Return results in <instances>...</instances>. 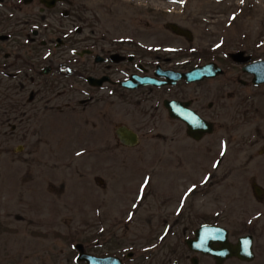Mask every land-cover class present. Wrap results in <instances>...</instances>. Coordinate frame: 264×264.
I'll return each instance as SVG.
<instances>
[{"label":"rangeland","instance_id":"rangeland-1","mask_svg":"<svg viewBox=\"0 0 264 264\" xmlns=\"http://www.w3.org/2000/svg\"><path fill=\"white\" fill-rule=\"evenodd\" d=\"M21 1L0 5V14L10 12L0 20V34L18 24L22 35L0 40V264H76L74 245L88 241L111 242L110 250L135 249V259L151 255L158 261L153 264H161L158 259L169 257L172 244L187 235L180 238L185 224L208 221L219 211H226L218 218L226 223L233 211L258 209L251 179L264 187V157L257 154L264 142L259 137L253 142L249 134L251 127L264 126L255 112L263 97L246 99L251 85L240 80L251 82L238 66L214 82L218 94L204 95L202 108L215 130L195 141L178 123L165 117L152 121L145 111L149 103L118 105L108 98L105 116L103 103L84 102V85L73 89L65 76L69 57L63 50L50 57L31 30L52 39L72 25L82 27L81 33L90 28L99 33L105 8L118 12L119 29L126 30L131 18L147 19L149 4L161 11L158 1L187 2L188 15L202 25L205 48L264 56V0H75L77 7H86L76 12L67 0L44 16L36 14L39 0L29 6ZM132 1L140 5L133 15L124 4H109ZM168 18L185 23L183 14ZM42 55L49 56L42 66L52 64L60 81L54 93L44 87L43 102H34L37 108L30 104L26 112L23 101L40 80L23 94L21 65ZM210 102L215 109H209ZM131 110V116L125 114ZM119 125L139 133L138 147L115 148ZM251 150L257 157L249 166Z\"/></svg>","mask_w":264,"mask_h":264},{"label":"flooded vegetation","instance_id":"flooded-vegetation-1","mask_svg":"<svg viewBox=\"0 0 264 264\" xmlns=\"http://www.w3.org/2000/svg\"><path fill=\"white\" fill-rule=\"evenodd\" d=\"M6 3L7 1L0 5L4 6ZM33 3L25 4L22 1L19 4L29 6ZM43 3V0H39L40 7L36 9V14L39 16L46 15L61 4L57 3L54 8L47 9ZM69 3L73 7L72 12L86 9L83 6L77 7L75 0H69ZM126 3L111 2L109 4L120 5V8L125 5L124 11L128 15H133L139 9L140 5L136 1ZM157 3H163L161 4L162 8L160 7L161 11L156 9L153 11V7L150 4L151 7L147 5V19L131 18L126 30L119 29L118 23L121 22L118 19V12L114 8H105L107 18L103 15V19L100 20L99 33L92 28L87 33H81L82 27L72 25L66 33L57 35L53 39L52 37H42L38 32H35V29H32V38L41 42L40 47L46 49L48 46L53 47L51 50L47 49L51 52L50 57H57L60 50H63L62 53H66L69 60L63 69L66 70L69 67L65 76L66 78L70 76V87L74 89L84 85L87 96L84 102L103 103L104 112L102 113L105 116L108 113L105 110L108 98L115 99L118 105L146 106L145 103H149L145 111L148 112L152 121L165 117L172 123L180 124L181 132L188 136V125L181 117L196 120L199 116L208 121V114H204L202 108L204 95L218 94V88L215 87L214 82L219 77L228 74L232 70L231 66H238L243 74L245 73L248 77L247 80L251 81V84H248L247 81L240 80L244 87L251 85V90L247 92L246 99L250 100L257 95L263 97L255 112L258 111L260 117L264 119V84L254 85L252 83L253 75L244 70L246 65L262 60L264 57L248 55L249 60L246 63H237L234 57L235 53L230 55L225 48L220 50L211 47L205 48L202 39L203 34L200 33L202 25H199V20L188 15L190 8L187 2L158 1ZM169 6L171 8H167ZM120 8L116 7V9L121 10ZM178 13L183 14L187 24H182L177 18H174L173 21L168 18L170 15L177 16ZM8 14H0V20L3 17H10V12ZM66 14L64 12V15ZM78 15H80L79 12ZM76 17L75 13L72 14V18ZM112 19L113 21H111ZM16 25L18 24H13L4 29V33L0 34V40L10 42L18 36H22L15 29ZM142 30H147L149 33H141ZM195 31L199 32L201 38L196 37ZM50 42L53 43L50 44ZM10 56V53H6L5 59H10ZM40 58L42 60L39 58L33 60L35 63L25 59L21 65L22 84L20 78L19 80L23 94L26 95L29 83L37 85L36 80H40V86L35 90L37 94L35 95V91H31V97L23 101L26 112L30 104L32 106L34 102H43L44 87L47 91L53 92L58 88L60 81V78L54 77L53 65L48 63L47 66L50 69L42 68L43 55ZM38 62H41V66L38 65ZM208 64H213L215 71L216 68L222 69V75L218 74L190 82L184 78L175 79L177 74L187 73ZM9 71H16V69H9ZM48 72L50 75H43ZM172 76L173 78H171ZM89 77L104 78L105 82L101 86H93ZM66 78L63 77L62 81ZM139 78L154 80L155 83L138 87L132 86L137 85L136 81ZM127 81L130 83L124 84ZM32 107L37 108L38 104ZM208 107L209 109L216 108L213 102H210ZM189 111L193 112L190 116L196 115L197 117H189ZM125 114L131 116L133 110L125 111ZM124 127L121 126L120 128L125 131ZM251 128L249 134V136H253L251 140L255 142V137H259L264 142V126ZM118 130L117 127L115 131L118 140V144L115 143L116 149H130L139 146L126 145ZM257 154L260 158L264 157V146L257 151ZM256 157V152L251 150L249 166H252ZM260 168L264 169V158ZM251 190L255 203L260 205L258 209L253 208L244 211L243 214L240 211H233L231 219L226 223H223V220H218L226 211H219L213 216L205 217L208 221H201L197 225L196 223L188 224L189 226L185 224L180 230V238L182 233L187 235L182 238L181 242L172 244L169 257L158 259L161 264H264V187L257 182L255 177L251 179ZM203 226H215L220 229L207 231L196 236V231ZM189 230H191L190 233H188ZM110 243L88 241L84 245V251L86 254L99 258L117 257L122 264H133L136 261L134 264L158 262L151 255H140L135 259L137 257L135 249L120 248L116 245L114 250H110L112 248ZM83 264H88V262L85 261Z\"/></svg>","mask_w":264,"mask_h":264},{"label":"water","instance_id":"water-1","mask_svg":"<svg viewBox=\"0 0 264 264\" xmlns=\"http://www.w3.org/2000/svg\"><path fill=\"white\" fill-rule=\"evenodd\" d=\"M54 1V0H53ZM50 2V3H53ZM260 66H258L254 72L256 73V79H255V82L256 83H261V82H264V63L263 64H259ZM206 70H197V71H194L193 73L190 74V76L192 77H196V76H206L207 74H205ZM190 119V118H189ZM188 123L191 127V133L194 134L197 138H199V136L197 135L198 133L197 132H205V131H210L211 129L209 128V126L207 125L206 122H203V121H197V120H193V119H190L188 120Z\"/></svg>","mask_w":264,"mask_h":264},{"label":"snow or ice","instance_id":"snow-or-ice-1","mask_svg":"<svg viewBox=\"0 0 264 264\" xmlns=\"http://www.w3.org/2000/svg\"><path fill=\"white\" fill-rule=\"evenodd\" d=\"M241 2H243V0H241ZM161 239H163V237H161Z\"/></svg>","mask_w":264,"mask_h":264}]
</instances>
